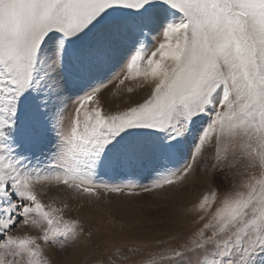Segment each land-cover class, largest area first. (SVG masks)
I'll list each match as a JSON object with an SVG mask.
<instances>
[{
    "label": "snow or ice",
    "instance_id": "1",
    "mask_svg": "<svg viewBox=\"0 0 264 264\" xmlns=\"http://www.w3.org/2000/svg\"><path fill=\"white\" fill-rule=\"evenodd\" d=\"M188 188L107 264H264V0H0V264H52L72 198Z\"/></svg>",
    "mask_w": 264,
    "mask_h": 264
},
{
    "label": "rangeland",
    "instance_id": "2",
    "mask_svg": "<svg viewBox=\"0 0 264 264\" xmlns=\"http://www.w3.org/2000/svg\"><path fill=\"white\" fill-rule=\"evenodd\" d=\"M103 98L109 107L124 99L121 96L109 99L108 93ZM174 191L175 195L173 191L144 193L134 189L129 195L128 189H124L121 193L101 191L98 198L70 199L74 209L71 215L82 220L85 230L71 246L46 249L52 264H107L109 254L116 248L148 246L189 231V221L195 217L187 215L186 210L199 192L193 188ZM22 231L35 234L31 228Z\"/></svg>",
    "mask_w": 264,
    "mask_h": 264
}]
</instances>
